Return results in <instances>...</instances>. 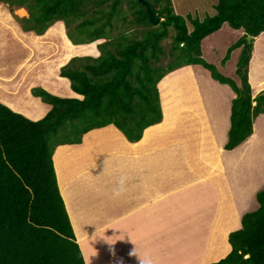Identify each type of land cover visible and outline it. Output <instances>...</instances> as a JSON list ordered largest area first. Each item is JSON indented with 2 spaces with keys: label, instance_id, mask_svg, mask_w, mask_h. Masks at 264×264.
Returning <instances> with one entry per match:
<instances>
[{
  "label": "trees",
  "instance_id": "1",
  "mask_svg": "<svg viewBox=\"0 0 264 264\" xmlns=\"http://www.w3.org/2000/svg\"><path fill=\"white\" fill-rule=\"evenodd\" d=\"M160 17L148 21L138 0H0L25 7L13 17L24 32L42 35L62 21L73 44H98L100 54L75 55L59 76L82 97H63L38 85L32 95L51 108L32 120L0 102V264H85L60 193L53 163L58 145L81 142L94 128L113 124L130 142L162 120L158 83L188 65H201L235 92L225 149L244 143L264 114V90L252 96L248 62L252 41L264 31V0H215L203 17L176 12L171 0H147ZM224 23L241 28L223 60L240 47L236 81L202 57L201 42ZM257 207L228 233L229 252L210 264H264V185Z\"/></svg>",
  "mask_w": 264,
  "mask_h": 264
},
{
  "label": "crops",
  "instance_id": "2",
  "mask_svg": "<svg viewBox=\"0 0 264 264\" xmlns=\"http://www.w3.org/2000/svg\"><path fill=\"white\" fill-rule=\"evenodd\" d=\"M12 21L22 31L18 22ZM251 41L247 77L254 96L264 90V31ZM182 71L179 68L165 75L158 83L159 90L163 89L161 82L169 91L177 88ZM24 83L13 84L10 75L1 72L0 102L32 120L40 119L51 105L32 95L31 82ZM60 84L74 92L67 78ZM222 85L220 97L228 103L225 111L215 101L212 106L200 103L199 111L175 99L166 103L162 100V120L146 127L136 142L128 141L109 124L89 130L79 143L56 147L53 163L58 186L85 264H178L171 259L170 239L179 241L185 231L188 199L197 197L202 201L201 191L193 195V185L205 182L213 171H223L227 161L223 165L227 155L221 145L224 147L227 140L235 92L227 84ZM190 95L197 99L198 91ZM220 97L216 98L218 104ZM37 112L41 114L35 116ZM220 113L224 114V123ZM176 127H182L184 135L168 136ZM221 133L227 134L222 143ZM256 133L253 129L243 144L251 143ZM191 143L197 146L195 162L189 156Z\"/></svg>",
  "mask_w": 264,
  "mask_h": 264
},
{
  "label": "rangeland",
  "instance_id": "3",
  "mask_svg": "<svg viewBox=\"0 0 264 264\" xmlns=\"http://www.w3.org/2000/svg\"><path fill=\"white\" fill-rule=\"evenodd\" d=\"M171 2L174 10L184 16L191 13L203 17L213 13L215 0H171ZM16 8L15 5L9 6L8 3L0 2V73L10 75L11 81L16 85L31 82V85H40L63 97H82L75 92L71 94L68 88L66 90L62 87V84L58 85L59 81L65 80V77L59 76L60 67L75 54L98 56L100 54L98 44L104 39L74 45L68 38L65 25L61 21L53 23L42 35L19 31L12 21L15 20L13 14L19 17L28 16V10ZM10 9H13V14ZM238 29L224 23L202 40L201 49L202 57L207 62L214 64L221 74L233 78L239 85L236 68L241 48H233L223 60L228 48L243 36L240 34L241 29ZM182 68L184 69L182 76H184L178 79L177 88L169 91V87H166L167 90L169 89L167 93L164 89L158 88L160 103L162 100L166 103L175 99L181 104L194 105L193 109L200 111V103L203 106L206 104L212 106L215 101L216 106L225 111L228 103L220 97L223 85L213 79L209 71L201 65H188L186 69ZM185 77L192 79L187 78V80ZM67 85L70 89V82ZM194 90L198 91V99L201 98L202 101L197 102V99L190 95ZM179 92L180 94L176 95ZM24 93L28 94L26 86ZM217 97H220L219 104L216 101ZM40 114L41 112H37L35 116ZM219 115L224 123V114ZM259 116L253 128L257 129L256 138L247 146L242 143L230 150L221 145L225 156L227 155L222 160L223 165L227 160L223 171H213L208 174L207 177H210L205 182L193 185V195L197 196V191H201L202 201L197 200V197L188 199L185 231L181 233L179 241L175 237L170 239L171 259L178 264H210L224 257L230 250L228 233L241 226V216L245 212L257 207L256 192L264 185V116ZM221 127L222 125L219 129L223 128ZM183 135L182 127L180 129L176 127L168 134L171 137ZM226 135L221 133L219 142H224ZM216 148L219 146L217 145ZM189 154L190 159L195 162V144H190Z\"/></svg>",
  "mask_w": 264,
  "mask_h": 264
},
{
  "label": "water",
  "instance_id": "4",
  "mask_svg": "<svg viewBox=\"0 0 264 264\" xmlns=\"http://www.w3.org/2000/svg\"><path fill=\"white\" fill-rule=\"evenodd\" d=\"M138 2L142 6H144L149 22L157 23L160 20V17L156 15V13L152 10L150 3L147 0H138ZM250 39H251V36H247V40L249 41Z\"/></svg>",
  "mask_w": 264,
  "mask_h": 264
},
{
  "label": "bare ground",
  "instance_id": "5",
  "mask_svg": "<svg viewBox=\"0 0 264 264\" xmlns=\"http://www.w3.org/2000/svg\"><path fill=\"white\" fill-rule=\"evenodd\" d=\"M91 43H93V42H91ZM184 68H185V67H184ZM188 68H189V67H188ZM185 69H186V68H185ZM183 72H184V71H183ZM183 72H182V74H183ZM188 73H189V72H188ZM185 74H186V73H185ZM171 75H172V74H171ZM183 76H184V75H183ZM187 76H188V75H187ZM190 76H191V75H190ZM178 77H180V76H178ZM185 78H186V79H187V78H189V79L191 78V79H192V77H185ZM166 79H167V78H166ZM168 79H169V78H168ZM164 80H165V79H164ZM179 80H180V79H179ZM187 80H188V79H187ZM170 82H171V81H170ZM191 84L193 85V83H191ZM161 86L163 87V89H164V90L166 91V93H167V91H168L169 89H168V90L166 89V85H164V84L162 85V84H161ZM169 86H170V85H169ZM197 99H198V98H197ZM191 106H192V105H191ZM193 106H194V105H193ZM168 107H169V106H168ZM163 108H164V107H163ZM186 109H187V108H186ZM189 109L191 110V108H189ZM192 111L196 112L195 110H192ZM163 112H164V111H163ZM171 112H172V111H171ZM186 113H187V112H186ZM168 114H169V112H168ZM177 114H178V113H177ZM162 122H163V121H162ZM161 124H163V123H161ZM168 127H169V126H168ZM159 128H160V127H159ZM154 132H155V131H154ZM147 138H148V137H147ZM152 138H153V137H152ZM116 139H117V138H116ZM192 144H195V143H192ZM202 145H203V144H202ZM122 146H123V145H122ZM200 146H201V144H200ZM196 147H197V146H196ZM211 148H212V147H211ZM213 150H214V149H213ZM213 150H212V151H213ZM197 151H198V150H197ZM200 151H201V149H200ZM208 152H209V151H208ZM201 153L203 154V152H201ZM201 153H199V154H201ZM214 156H215V153H214ZM91 159H92V158H91ZM219 163H220V161H219ZM217 166H218V165H217Z\"/></svg>",
  "mask_w": 264,
  "mask_h": 264
},
{
  "label": "clouds",
  "instance_id": "6",
  "mask_svg": "<svg viewBox=\"0 0 264 264\" xmlns=\"http://www.w3.org/2000/svg\"><path fill=\"white\" fill-rule=\"evenodd\" d=\"M25 8V7H24ZM244 34V33H243ZM247 36H250V35H247ZM247 36H246V39H247ZM251 38H252V36H251ZM248 41V40H247ZM251 41V39L248 41V42H250ZM121 184H123V179L121 180ZM119 193H117V195H118Z\"/></svg>",
  "mask_w": 264,
  "mask_h": 264
}]
</instances>
